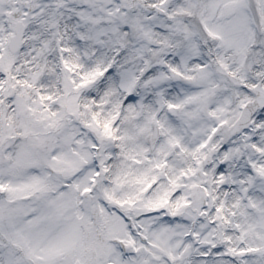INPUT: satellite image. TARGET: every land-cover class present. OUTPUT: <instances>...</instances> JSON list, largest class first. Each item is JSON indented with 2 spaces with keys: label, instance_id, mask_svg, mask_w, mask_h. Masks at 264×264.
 <instances>
[{
  "label": "rangeland",
  "instance_id": "obj_1",
  "mask_svg": "<svg viewBox=\"0 0 264 264\" xmlns=\"http://www.w3.org/2000/svg\"><path fill=\"white\" fill-rule=\"evenodd\" d=\"M0 264H264V0H0Z\"/></svg>",
  "mask_w": 264,
  "mask_h": 264
},
{
  "label": "water",
  "instance_id": "obj_2",
  "mask_svg": "<svg viewBox=\"0 0 264 264\" xmlns=\"http://www.w3.org/2000/svg\"><path fill=\"white\" fill-rule=\"evenodd\" d=\"M21 29L22 27L19 26V32H18V36L16 38L13 39V49L16 50L17 48V45L19 44L20 42V33H21ZM258 109V104L257 103H250L246 109L244 110V114L240 120V123H239V127L241 129H246L249 127L250 125V121H251V118L253 117V115L255 114V112L257 111ZM158 130L157 128L155 129L153 135L150 137V145L152 148H154L157 140H158Z\"/></svg>",
  "mask_w": 264,
  "mask_h": 264
},
{
  "label": "bare ground",
  "instance_id": "obj_3",
  "mask_svg": "<svg viewBox=\"0 0 264 264\" xmlns=\"http://www.w3.org/2000/svg\"><path fill=\"white\" fill-rule=\"evenodd\" d=\"M227 113L229 114V116H230L229 118H230V119H233V118H236V117H237V112H236L235 108H230V107H229V108L227 109ZM222 126H223V125H217V128H222ZM223 128H224V130L227 129V127H225V126H224ZM212 134H214V133H212Z\"/></svg>",
  "mask_w": 264,
  "mask_h": 264
}]
</instances>
